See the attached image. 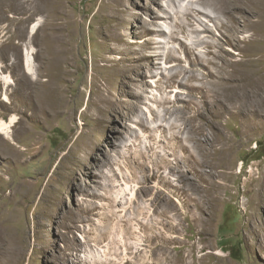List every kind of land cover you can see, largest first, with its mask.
Wrapping results in <instances>:
<instances>
[{"label":"rangeland","instance_id":"rangeland-1","mask_svg":"<svg viewBox=\"0 0 264 264\" xmlns=\"http://www.w3.org/2000/svg\"><path fill=\"white\" fill-rule=\"evenodd\" d=\"M212 1L0 0V264H264V117L217 80L264 71V20L194 33Z\"/></svg>","mask_w":264,"mask_h":264},{"label":"bare ground","instance_id":"bare-ground-1","mask_svg":"<svg viewBox=\"0 0 264 264\" xmlns=\"http://www.w3.org/2000/svg\"><path fill=\"white\" fill-rule=\"evenodd\" d=\"M205 1L206 0H191V3H202ZM211 6L213 8V17L212 18L208 14L203 13L201 11H198L194 8H187V11L185 13V17L189 21L188 22L189 26L192 25L191 19L194 18L193 25L196 24V27H194L195 29H193L194 33H204L205 31L207 32V30H208L207 24L200 23V22H197L195 20V16H198V15L204 16L206 18L208 17L209 21L214 24L215 28H217L218 25L223 27V26L228 24L227 25L228 30H229L228 37H230L229 39L232 41L233 40L237 41V39H236V38H238L237 34H239L241 32L240 22L242 20L245 21L248 19L249 11L252 13H255L256 14L255 18L257 20L260 19L259 21L261 23H263V20H264V0H213L211 2ZM221 18H223V19H221ZM181 22H180V24H181ZM181 25L184 26L183 24H181ZM39 27H40V24L36 21L35 24L32 25V27L30 28L31 36L34 35L38 31ZM207 33H211V32H207ZM196 40L201 42L200 37L197 38ZM202 43L204 44V46L206 48H209V49L211 48L210 44L205 43V42H202ZM25 52H26V54H25L26 74L29 75L32 79H34L35 71H34L33 51L32 50L29 51L26 49ZM0 71H1V66H0ZM236 74H237V76H235L234 78H231V77L225 78L224 77L222 79H217V80H220V83H225V84L233 82L234 84H232V85L236 86L235 89L237 88V91H235L233 95H235L238 99L243 100V105H242L243 110H241V109L240 110L243 111L248 117L256 118V119H258L259 123H262V119L264 117V114L262 111V108L264 107V71L261 70L260 72H256L252 68L242 67L236 71ZM173 77H177V75L175 74L174 76L171 77V79ZM0 79L3 81V84H5V86L7 88L9 85L8 80L6 79V77L5 78L3 77L2 72H0ZM3 96H4V100L7 101L8 100L7 94L4 93ZM4 100H2V101L4 102ZM7 102H9V100ZM224 110H226V109H224ZM16 119H17L16 116H11L8 119V121H4L3 119L0 118V137H2L4 139L11 138L10 137V128L14 126V124L17 121ZM173 139L179 140L177 136H173ZM196 143H198V142H196ZM177 144L178 143H176V145ZM180 148L186 149L185 147L183 148L182 145H180ZM185 151L187 152V149ZM178 158L179 157H177V159H175V160L177 161ZM183 159L186 162L189 161L191 163V164H189L191 167L189 165H188V167L191 168L192 172L196 176L197 172H198V171H196L197 169L195 168L196 164H197L196 159L192 157V154H188V157L187 158L185 157ZM176 163H178V161ZM137 166H138V169H140L141 172L143 173V176L146 177L147 171H145V169H146L145 165L141 162H138ZM157 167H158L157 165H155V167L154 166L150 167L152 173L158 172ZM173 168L176 169V167H173ZM155 176H156V174H155ZM149 177H150V175H149ZM163 180L166 181L165 179H163ZM125 187H127V184L125 185ZM126 190H127V188H126ZM123 191H125V190L122 189V192ZM121 194H123V193H121ZM186 196H187V194H186ZM119 200H122V198H120ZM189 200L191 202L190 209H189V206L184 208L187 213H190L192 210H195L197 208V198L195 196H193V198L190 197ZM185 201H187V200H185ZM193 214L195 215V212ZM160 216L164 217L165 213L162 212Z\"/></svg>","mask_w":264,"mask_h":264}]
</instances>
